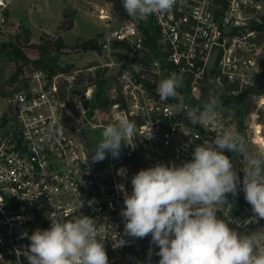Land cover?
<instances>
[{
	"label": "built area",
	"instance_id": "built-area-1",
	"mask_svg": "<svg viewBox=\"0 0 264 264\" xmlns=\"http://www.w3.org/2000/svg\"><path fill=\"white\" fill-rule=\"evenodd\" d=\"M12 2L0 0V35L13 32ZM91 3L94 18L106 25L117 21L112 0ZM118 22L100 43L108 52L107 61L56 75L28 65L23 67L25 88L0 94V264H29L18 255L30 244L21 234L48 229L53 212L71 220L92 217L109 264H147L136 238L125 235L124 194L118 184L130 195L131 178L141 169L158 163L179 166L191 160L195 146L214 139L223 128L243 136L250 150L264 148V96L254 98L241 133L224 104L261 80L263 44L256 43L257 32L251 26L264 24V0H176L166 14L145 20L128 15ZM171 73L182 77L178 98L161 102L157 84ZM100 80L103 97L112 103L97 101ZM210 82L212 95L221 101L220 119L207 127L193 126L179 112V97L185 95L186 104L203 108V88ZM115 113L135 121V147L123 144L120 158L110 153L105 163L93 162L88 130H102ZM58 122L62 136L55 135ZM238 160L237 194H228L217 214L232 217L235 230L252 234L264 229V219L244 223L254 213L242 186L248 164L239 155ZM120 169H126L125 176L117 174ZM121 240L125 243L117 246Z\"/></svg>",
	"mask_w": 264,
	"mask_h": 264
},
{
	"label": "clouds",
	"instance_id": "clouds-1",
	"mask_svg": "<svg viewBox=\"0 0 264 264\" xmlns=\"http://www.w3.org/2000/svg\"><path fill=\"white\" fill-rule=\"evenodd\" d=\"M122 4L130 17L145 20L170 12L176 0H122ZM181 86L182 77L176 73L160 80L156 88L160 101L177 99ZM220 104L218 97L210 95L203 108L192 107L180 96L178 106L193 126L207 127L220 119ZM136 132L135 121L115 113L113 122L102 129L92 161H103L106 153L118 159L122 143L135 147ZM62 134L63 125L58 122L55 135ZM226 151L247 161L242 186L254 216L244 223H258L264 219V148L249 151L244 137L229 128L195 146L191 160L179 166L158 163L141 169L131 178L130 195L123 184L117 185L124 194L121 216L125 235L140 239L151 235V243L159 248V264H264V229L241 234L230 226L232 217L217 216L227 204L228 194L235 196L241 183ZM117 174L125 176L126 169ZM78 203L83 207L81 198ZM92 203L89 201V205ZM48 219V229L37 228L30 236L27 232L21 234L30 244L18 255H24L29 264H109L92 217L83 215L71 220L53 212ZM124 243L121 240L117 246ZM151 255L150 249L149 260Z\"/></svg>",
	"mask_w": 264,
	"mask_h": 264
},
{
	"label": "rangeland",
	"instance_id": "rangeland-1",
	"mask_svg": "<svg viewBox=\"0 0 264 264\" xmlns=\"http://www.w3.org/2000/svg\"><path fill=\"white\" fill-rule=\"evenodd\" d=\"M91 0H13L10 9V20L13 32L6 35H0V47L5 51L12 53V46L15 43L16 35L24 34V28H28L32 32V43H39L43 36H53L55 38L57 27L63 20V16H73V29L63 32L61 35L66 44L76 46L90 39H98L101 43L106 35L117 28V21H112L110 25H106L103 21L94 18L91 13ZM73 13V15H72ZM69 21V18L66 19ZM11 46H7V45ZM260 55H264V43L261 46ZM25 55L31 59H38L39 55L36 50L23 48ZM108 52L104 47L96 51H85L80 53H67L60 56V65L66 66L73 64L74 67L87 68L94 65L97 60L107 61ZM21 65V64H20ZM31 65V64H30ZM28 66V65H25ZM24 66V67H25ZM15 62H12L5 56H0V71H2L3 79L0 83H6L15 71ZM165 79L161 76V80ZM10 87H5V91L9 92ZM1 91V89H0ZM186 98V96H183ZM228 111L237 119L238 131H242V123L239 115L236 113L234 106L226 104ZM247 120L245 121V123ZM244 127L246 128L247 126ZM101 129H89L88 136L90 138L91 148L94 151L100 140L102 139ZM248 148V146H247ZM249 151L250 150L248 148ZM124 154V146L122 143L121 153L119 158ZM110 153H106V158L101 162H106ZM228 156L233 160L235 169L239 166L238 155L228 152ZM244 160V159H243ZM238 173V171H237ZM239 175V174H238ZM241 234H246L244 231L237 230Z\"/></svg>",
	"mask_w": 264,
	"mask_h": 264
},
{
	"label": "trees",
	"instance_id": "trees-1",
	"mask_svg": "<svg viewBox=\"0 0 264 264\" xmlns=\"http://www.w3.org/2000/svg\"><path fill=\"white\" fill-rule=\"evenodd\" d=\"M114 2V8L116 16L120 21L128 18V14L125 12L122 4V0H112ZM73 15V13H72ZM69 18L67 22L66 19ZM74 27L73 16L64 15L63 20L60 22L57 27V32L55 38L53 36H43L41 37L39 43H32V32L28 28H24V34L16 35L15 43L12 46V53L10 51H5L0 47V56H5L12 62H15V71L12 73L11 77L6 83H0V94L5 95L7 92L5 91V87H10L14 91H18L19 89L25 88L27 82L22 78L23 75V67L25 65H32L35 68H42L47 70L51 75H56L62 72H70L73 68V64H69L66 66H61L59 63L60 56L67 53H80L85 51H96L103 48V43L100 44L98 39H90L86 42L78 44L76 46H71L65 43L62 37L63 32H67ZM143 30L147 33V35L151 33L148 24H142ZM252 30L257 32L255 41L258 45L264 43V24H260L259 22H253L251 26ZM154 35V34H153ZM7 46H11L10 44ZM117 46V43L114 44ZM23 48H30L37 51L39 57L36 60L29 59ZM21 64V65H20ZM261 80L257 81L254 85L250 87L243 88L239 91L238 95L230 96L224 102V104H230L234 106L236 113L239 115L241 119V123L243 124V119H245L246 115L251 110L253 100L255 97L264 96V64L261 69ZM3 75L2 71H0V81H2ZM97 101L100 104H106L111 102L108 98L103 97V89H104V81L100 80L97 83ZM230 89H236V86H232ZM215 94V88L212 82L209 83L208 87L203 88V100L208 101L210 95ZM112 103V102H111ZM243 127V125H242ZM219 218H224L220 214H217ZM138 244L140 245L142 251L146 254L147 264H159L160 257L156 255L159 251L157 245L151 243V235L140 239L136 238ZM151 249L152 255L149 260L148 254Z\"/></svg>",
	"mask_w": 264,
	"mask_h": 264
},
{
	"label": "crops",
	"instance_id": "crops-1",
	"mask_svg": "<svg viewBox=\"0 0 264 264\" xmlns=\"http://www.w3.org/2000/svg\"><path fill=\"white\" fill-rule=\"evenodd\" d=\"M67 13H68V12H66L65 14H67ZM65 14H64V15H65Z\"/></svg>",
	"mask_w": 264,
	"mask_h": 264
}]
</instances>
